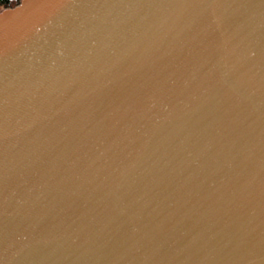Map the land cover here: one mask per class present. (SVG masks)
<instances>
[{
  "label": "water",
  "instance_id": "95a60500",
  "mask_svg": "<svg viewBox=\"0 0 264 264\" xmlns=\"http://www.w3.org/2000/svg\"><path fill=\"white\" fill-rule=\"evenodd\" d=\"M261 218L264 0L0 8V264H264Z\"/></svg>",
  "mask_w": 264,
  "mask_h": 264
},
{
  "label": "bare ground",
  "instance_id": "6f19581e",
  "mask_svg": "<svg viewBox=\"0 0 264 264\" xmlns=\"http://www.w3.org/2000/svg\"><path fill=\"white\" fill-rule=\"evenodd\" d=\"M247 243L245 244V251L241 253L243 256L242 259L238 257V260L235 261V264H253V262L258 263L261 260L262 257V251L259 247L253 248V243L250 242V240H246ZM242 246V247H243ZM240 256V257H242ZM251 262V263H250Z\"/></svg>",
  "mask_w": 264,
  "mask_h": 264
},
{
  "label": "trees",
  "instance_id": "16d2710c",
  "mask_svg": "<svg viewBox=\"0 0 264 264\" xmlns=\"http://www.w3.org/2000/svg\"><path fill=\"white\" fill-rule=\"evenodd\" d=\"M19 0H0V8L15 6Z\"/></svg>",
  "mask_w": 264,
  "mask_h": 264
},
{
  "label": "rangeland",
  "instance_id": "374dc122",
  "mask_svg": "<svg viewBox=\"0 0 264 264\" xmlns=\"http://www.w3.org/2000/svg\"><path fill=\"white\" fill-rule=\"evenodd\" d=\"M256 222H257L258 225H260V226L262 225V227H264V220H262V218L259 219V220L256 221ZM262 234H264V232H263ZM262 238H264V236H263Z\"/></svg>",
  "mask_w": 264,
  "mask_h": 264
}]
</instances>
